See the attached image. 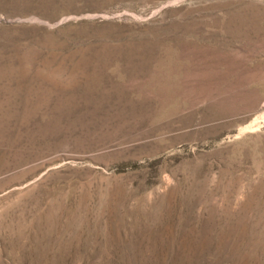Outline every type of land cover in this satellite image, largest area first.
<instances>
[{
	"label": "rangeland",
	"instance_id": "rangeland-1",
	"mask_svg": "<svg viewBox=\"0 0 264 264\" xmlns=\"http://www.w3.org/2000/svg\"><path fill=\"white\" fill-rule=\"evenodd\" d=\"M0 264H264V0H0Z\"/></svg>",
	"mask_w": 264,
	"mask_h": 264
},
{
	"label": "bare ground",
	"instance_id": "bare-ground-1",
	"mask_svg": "<svg viewBox=\"0 0 264 264\" xmlns=\"http://www.w3.org/2000/svg\"><path fill=\"white\" fill-rule=\"evenodd\" d=\"M242 9H243V8H242ZM251 9H252V7H251ZM251 9H250V10H251ZM262 9H263V8H262ZM237 10H238V9H237ZM243 10H244V9H243ZM253 10H255V9H253ZM245 12H247V11H245ZM256 12H257V10H256ZM259 12H260V11H259ZM249 13H250V12H248V14H249ZM260 13H261V12H260ZM260 13H259V15H260ZM254 14H255V13H254ZM257 14H258V12H257ZM257 14H256V15H257ZM262 14H263V13H262ZM233 17L237 18L238 20H240V21H241L242 23H244V24H247V20H248V19H250V21H251V20H254V19H253V16L246 15V14H237V15L235 14V15L232 16V18H233ZM221 24H222V23H221ZM221 24H220V25H221ZM260 24H261V23H260ZM249 25H250V23H249ZM253 26H254V25H253ZM253 26H252V27H253ZM222 27H223V26H222ZM228 29H229L233 34H238V35H239L240 33H247V29H246V28H242L241 26H237V27L228 26ZM240 29H244V31H243V32H240V31H241ZM249 29H250V27H249ZM253 29L255 30V29H257V27H253L252 30H253ZM239 30H240V31H239ZM184 32H185V31H184ZM187 32H188V30H187ZM187 32H186V34L190 33L191 31L188 32V33H187ZM180 33H181V32H180ZM250 33H251V32H250ZM250 33H248V34H250ZM177 34H178V33H177ZM182 34H183V33H182ZM186 34H185V35H186ZM227 34H229V33L227 32ZM229 35H230V37H231V34H229ZM257 35H258V34H257ZM257 35H256V37H257ZM177 36H179V35H177ZM177 36H176V37H173V38H174V39H175V38L177 39ZM180 36H181V35H180ZM253 36H254V35H253ZM251 37H252V36H251ZM179 38H180V37H179ZM180 39H184V38L181 37ZM251 41H252V40H251ZM181 42H182V41H181ZM184 42H185V40H184ZM223 42H224V41H223ZM225 42H226V41H225ZM191 47L193 48V45H192ZM196 48H197V46H196ZM198 49H199V47H198ZM200 49H201V48H200ZM214 52H215V51H214ZM217 54H218V53H217ZM192 60H193V59H192ZM189 61H190V60H189ZM189 63H190V62H189ZM192 64H193V63H192ZM188 66H189V65H188ZM194 68H195V66H194ZM192 69H193V66H192ZM195 69H196V68H195ZM197 71H198V70H197ZM127 73H128V74H133V73L136 74V73H137V72H136V66H130V67L127 69ZM193 76H194V75H193ZM195 76H196V75H195ZM203 76H204V75H203ZM187 78H188V77H187ZM193 78H194V77H193ZM198 78H199V77H198ZM198 78H197V79H198ZM187 82H189V80H187ZM192 83H193V82H192ZM199 85H200V84H199ZM197 86H198V85H197ZM189 93H190V92H189Z\"/></svg>",
	"mask_w": 264,
	"mask_h": 264
}]
</instances>
